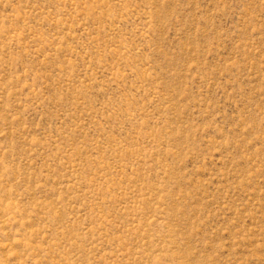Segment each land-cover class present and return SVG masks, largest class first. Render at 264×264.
Wrapping results in <instances>:
<instances>
[{"label": "rangeland", "instance_id": "374dc122", "mask_svg": "<svg viewBox=\"0 0 264 264\" xmlns=\"http://www.w3.org/2000/svg\"><path fill=\"white\" fill-rule=\"evenodd\" d=\"M0 264H264V0H0Z\"/></svg>", "mask_w": 264, "mask_h": 264}]
</instances>
